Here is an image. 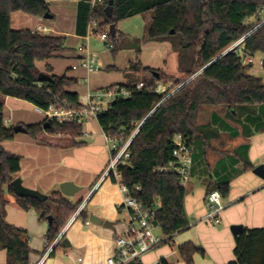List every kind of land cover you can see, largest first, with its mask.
I'll return each instance as SVG.
<instances>
[{
  "label": "trees",
  "instance_id": "trees-1",
  "mask_svg": "<svg viewBox=\"0 0 264 264\" xmlns=\"http://www.w3.org/2000/svg\"><path fill=\"white\" fill-rule=\"evenodd\" d=\"M75 1V34H86L91 15L101 32H108L106 40H111L112 54L127 48L129 43L116 44V37L125 38L124 35L115 28V35L111 36L107 27L148 11L152 12L148 39L168 41L171 50L177 54V70L184 76L176 81L177 84L185 82L181 87L164 99L165 93L157 94L153 89L160 81L172 76L159 69L144 67L151 73V78L147 81L129 79L117 84L133 89L132 94L114 101L110 109L96 119L102 132L114 142H120L119 145L141 124L126 149L128 156L117 165L119 182L145 208H156L155 222L167 237L165 241H169L174 233L188 226L184 210L185 185L175 173L157 171L174 160V138L182 136L191 148L192 162L207 166L210 138L202 134L197 123L198 113L204 105L225 107L230 113L229 118L240 124L244 137L254 131H264V82L248 73L252 63L243 62L247 55L260 54L264 66V23H261L264 20V0H103L94 12L90 11L87 0ZM109 1L112 13L108 16L105 8ZM13 12L43 18L44 14L50 13L49 3L48 0H0V95L42 109L57 100L77 104L78 94L67 91L76 80L49 74V66L45 73L51 80H37L40 71L35 62L56 57L68 49L64 36L49 32L42 34L29 28L15 30L10 24ZM241 38L240 44L212 61ZM106 40L104 44L108 45ZM139 70V61L129 63V73L137 75ZM139 81L144 83V88L135 90ZM46 122L49 126L43 128ZM23 126L38 142H41L38 136L42 132L68 136L73 140L82 134V124L75 122L58 123L43 119L41 123ZM12 127L4 123L3 103L0 102V142L14 138L16 133ZM238 161L242 163L241 171L252 168L246 153L239 154ZM19 169L20 156L0 146V250L6 252V264H29V256L34 252L26 231L6 221V192L15 197L23 210H34L47 222L45 239L49 244L58 237L82 202L74 204L59 190L51 192L43 202L16 196L10 182ZM112 174L110 172L107 176L117 183ZM213 190H218L222 198L226 197L229 178L213 179L207 185L206 195ZM48 216H52L51 222H48ZM78 216L85 219L86 210L82 209ZM60 241L49 255L61 249ZM177 250L186 264H194L195 253L203 255V250L186 242ZM233 255L234 259L226 264H264V229H243L236 234Z\"/></svg>",
  "mask_w": 264,
  "mask_h": 264
},
{
  "label": "crops",
  "instance_id": "crops-1",
  "mask_svg": "<svg viewBox=\"0 0 264 264\" xmlns=\"http://www.w3.org/2000/svg\"><path fill=\"white\" fill-rule=\"evenodd\" d=\"M76 4V2H75ZM26 14L13 12L10 16L11 28L21 30ZM30 16L33 26L27 27L35 29L37 25L49 27L52 34L64 36L65 28L51 27L41 23L40 17ZM76 5L71 17L70 31L73 38L82 40V36L75 34ZM32 17V18H31ZM36 19V20H34ZM16 24V25H15ZM65 38V37H64ZM67 46V42L65 43ZM68 57L75 58L76 54H71L68 50ZM57 57V56H56ZM58 58L64 59L63 53L58 54ZM76 62V61H75ZM68 64L65 67L58 65L56 58L52 57L44 61H36L35 66L40 72H46L47 66L51 68L49 74L57 76L65 75L76 80L74 85L67 87V91L78 94V99L91 90L88 86L83 89L79 85V80L88 81L87 73L72 69L75 64ZM66 68V70L64 69ZM81 69V68H80ZM78 71V72H77ZM175 77H182V73H177ZM92 91V90H91ZM0 102L3 103L4 120H9L8 124L31 125L41 123L38 121H27L25 107L35 106L26 101L0 95ZM215 111H211L208 123L219 125V131H210L207 136L210 138L214 158L208 160L206 153V164L198 166L193 161L190 171V179L185 185L186 194L184 197V210L188 219V226L181 231L174 233L169 241H163L146 252L141 258V264H186L178 253V246L191 243L195 247L203 250V255L195 253L193 255L194 264H226L234 259V236L231 227L235 225L243 226V229L262 228L264 229V179L252 172L257 165L264 163V131H254L248 137H244L242 129L238 130L235 123L230 119ZM212 120V122H210ZM104 134L97 121H89L82 124V134L89 139L96 140L95 137ZM87 132L88 135L83 133ZM225 134L228 139L234 140L230 151L231 141L220 140ZM75 140L68 136L52 135L46 132L39 134L41 142L32 139L28 134L21 136L16 133L11 140L0 142V146L9 153L20 156V169L16 177L20 178L22 184L27 188L38 190L46 195L59 190L63 182H72L79 189L73 196L67 197L71 202L81 198L84 200L83 208L87 212L85 219L75 213L70 217L66 225L60 231L61 239L66 238L69 246L61 248L49 255L51 244L45 239L47 222L39 218V214L34 210H23L17 203L15 197L9 192L5 193L6 221L20 229L26 231L29 238V246L34 250L29 256L30 263L34 264L46 252L42 264H104L105 259L111 254L113 237L122 230L126 220V212L119 208L122 196L117 183H113L108 176L104 177L106 170V154L102 147L96 143L87 144L86 138ZM104 137V136H103ZM75 144H72L73 142ZM226 143H225V142ZM224 143V144H223ZM247 144V147L242 145ZM95 162L91 163V176L84 171H73L78 164L83 169L89 166L87 163L90 153L96 152ZM246 153L247 159L251 162L252 168L241 171L242 163L237 162L238 156ZM90 167V166H89ZM86 173V174H85ZM15 177V178H16ZM229 178V191L226 197L222 198L225 208L215 221H202L208 212L206 203L207 185L213 179ZM84 196V197H83ZM78 201V202H79ZM94 214L101 220L113 223L112 228L103 227L100 224L91 223L89 215ZM158 235H162L160 229ZM239 234V233H238ZM47 247V248H46ZM53 248V247H52ZM51 248V249H52ZM62 257H65L63 259ZM0 264H6V252L0 250Z\"/></svg>",
  "mask_w": 264,
  "mask_h": 264
},
{
  "label": "built area",
  "instance_id": "built-area-1",
  "mask_svg": "<svg viewBox=\"0 0 264 264\" xmlns=\"http://www.w3.org/2000/svg\"><path fill=\"white\" fill-rule=\"evenodd\" d=\"M90 11L98 9L103 0H87ZM91 12V13H92ZM261 23H264L262 20ZM86 28V34L81 37L83 43L78 46L76 62L72 66V69L81 68L85 72H96L100 69V63L97 57L90 53L88 50V41L90 33H97L100 40H106L108 32L98 28V22L90 15ZM36 32L42 34H48L51 31L49 27L37 25ZM243 38L232 44L227 50H231L242 42ZM244 63H253V56L247 55L243 59ZM262 64V59L260 60ZM135 90H141L144 88V83L139 81L135 84ZM179 88V86H178ZM176 88L175 90H177ZM167 89V86L158 83L153 91L157 94L165 93L164 99L171 95L174 91ZM133 89H129L117 84L111 85L102 89L94 91H87L82 99H78L77 104H72L66 101L57 100L56 103H51L45 109L35 107V110L44 116V119L48 121H55L58 123H87L89 121H96L99 114L106 112L110 109L112 103L118 99L128 98L132 94ZM9 120L5 119L4 123H8ZM139 128V126H138ZM138 128L134 131L132 136L125 142L119 145L118 142H114L111 138L103 134L106 142L112 141L111 159L106 167L104 177L110 172L113 173V177L118 184L120 193L122 196L121 208L126 212V220L124 222L121 231L117 232L113 237V246L111 254L105 259L104 264H141L142 256L159 245L163 241L167 240L166 236L155 234L154 231L160 229L155 222L156 208H145L140 202L132 198L128 194V189L125 185L119 182L120 173L117 172V165L119 162L128 156L126 151L131 138L137 132ZM88 135L87 132L83 133ZM174 160L169 162L165 167L158 169L157 171L172 172L175 173L181 183L186 185L190 179V171L192 165V153L189 143L185 139L177 135L174 138L173 149ZM206 203L208 206L207 214L202 218V221H215L225 208V204L222 201V196L218 190L211 191L206 195ZM84 202L78 207L75 214L78 215L83 208ZM161 231V230H160ZM162 233V232H161ZM61 234L51 243V248L60 240ZM51 248L49 250H51ZM47 252L38 259L34 264H42ZM29 264H32L29 262Z\"/></svg>",
  "mask_w": 264,
  "mask_h": 264
},
{
  "label": "rangeland",
  "instance_id": "rangeland-1",
  "mask_svg": "<svg viewBox=\"0 0 264 264\" xmlns=\"http://www.w3.org/2000/svg\"><path fill=\"white\" fill-rule=\"evenodd\" d=\"M75 0H48L49 3V10L50 13L52 14L51 19H45V18H40L41 23L50 25L55 29V27H59L64 29L66 34H64L65 37V43L67 42V48L65 51H62L60 53H63L64 59L61 58H56L57 63L61 67H65L68 64H72L75 62L77 59L75 58H69L68 57V50L71 54H76L77 48L79 45L83 43V40H76L73 38V35L70 31L71 27V17L70 14H73L74 8H75ZM19 14H25L22 12H18ZM26 20L23 22L22 26H19L21 28H27L30 26H33L34 22H32V19L28 18L30 16L24 15ZM32 18V17H31ZM151 19H152V12L148 11L142 14H138L135 16H132L126 19L119 20L116 23L115 28L118 30V32L122 33L125 38H120L119 36L116 37V44L118 43H129L127 48L120 49L116 54L111 53L112 49V43L110 38L106 41L109 42L108 45L104 44L105 40H100L99 36L97 33H90V38L88 41V50L90 53H93L96 57L97 60L100 63V69L96 70V72H91L88 73L87 78L88 81H85L83 79L79 80V85L83 89L84 87L88 86L91 88L92 91L97 90V89H102L111 85L115 84H123L126 83L129 79H134V80H143L147 81L151 78V73L148 70H144V67L148 68H154V69H159L168 75H171V79H164L160 81L159 83L162 85L167 86V89L172 91L173 89L175 90L180 86L181 84H177L175 75H177L178 70H177V54L171 50L170 43L168 41H155V40H150L148 39V30L151 24ZM36 20V19H34ZM252 20V19H251ZM16 25V24H15ZM108 28V27H107ZM109 29V28H108ZM52 31V30H51ZM49 32V34H52V32ZM66 45V44H65ZM136 50H139L138 53H136ZM54 58V57H53ZM262 59L260 54H256L253 56V63L249 69L248 73L261 78L262 82H264V66L260 63V60ZM135 60L139 61L140 63V70L137 75H133L131 72L129 73V63L130 62H135ZM66 70V68H64ZM80 73L83 72L82 69L78 68L77 69ZM77 71V72H78ZM179 77V79L183 78ZM178 79V78H177ZM25 112L26 116L28 117L27 121H38L39 119H44V116L40 113H38L33 107H25ZM211 111L218 112L220 116H224L227 119L230 120L228 110L219 105V106H211V105H204L201 107L199 113H198V125L199 128H201L202 134L207 137V134H210V131H216L220 129L219 125H213L212 120L208 123L209 119L211 118L210 113ZM217 113V114H218ZM11 124L6 123V126L11 127L13 126ZM236 125L235 127L239 130L240 129V124L234 122ZM28 125V124H27ZM21 136H27V133H18ZM86 138L87 144L96 143L102 147L103 152L106 154L107 161L106 165H108L109 160L111 159V149H112V141L106 142L104 139L103 135L99 133L98 131V136L95 137L96 140L89 139L87 136H80L78 139L84 140ZM220 140H225L231 141V146L226 148L227 150L230 151L231 147L234 144V140L228 139V137L223 134L219 138ZM224 141V142H225ZM225 142V143H226ZM213 144H217L216 141L212 142ZM212 144V145H213ZM224 144V143H223ZM197 145V144H196ZM196 145L194 146V149L196 148ZM212 145L207 147V155H208V160L212 161L214 158V154L212 153ZM97 156V151L96 152H91L90 157L88 158L89 166L85 167L83 169L80 167L81 165H76L73 168V171H82L84 170L88 176H91V169L93 170L91 163L93 161L95 162V157ZM106 172V170H105ZM85 173V174H86ZM109 178V177H108ZM110 179V178H109ZM71 197V196H70ZM84 197V196H83ZM81 198H77L75 200V203L81 200ZM85 200V199H84ZM83 200V202H84ZM81 202V205L82 203ZM52 212L55 213V206L52 204ZM76 212V211H75ZM155 234H158V230L154 231ZM51 244V243H50ZM65 259V257H62Z\"/></svg>",
  "mask_w": 264,
  "mask_h": 264
},
{
  "label": "water",
  "instance_id": "water-1",
  "mask_svg": "<svg viewBox=\"0 0 264 264\" xmlns=\"http://www.w3.org/2000/svg\"><path fill=\"white\" fill-rule=\"evenodd\" d=\"M111 1L108 2V5L105 8V12L106 14L109 16L112 12H111ZM53 16L51 13H46L44 14L43 18L45 19H51ZM108 31L109 34L111 36L115 35V25L111 24L108 27ZM171 33H173V31H171ZM229 50H225V52H222L220 55H218L214 60L218 59L220 56H222L224 53H226ZM37 80L38 82H43V81H50L51 77L49 74L45 73V72H39L37 75ZM185 82H183L179 87H181ZM49 126V123L46 122L43 125V128H47ZM141 126V124H140ZM139 126V127H140ZM14 133H27V129L22 126L21 124H16L12 127ZM252 172L254 174H256L257 176H259L260 178L264 179V163H261L259 165H257L256 167L253 168ZM11 188L13 190V193L18 196V197H32L35 198L37 200L40 201H45L48 198V195L44 194L43 192H39L38 190L35 189H31V188H27V186L25 187L22 184V181L20 178L16 177L14 178L11 182H10ZM79 188L72 182H63L60 184L59 186V191L66 197H70L73 196L74 193L78 190ZM48 222H51L52 220V216H48ZM89 220L91 223L94 224H100L103 227L106 228H112L113 223L107 220H101L100 218H98L97 216H95L94 214H90L89 215ZM242 227L240 225H235L231 227V231L233 234H238L242 231ZM60 246L61 248H66L69 246V242L66 238H62L60 237Z\"/></svg>",
  "mask_w": 264,
  "mask_h": 264
}]
</instances>
